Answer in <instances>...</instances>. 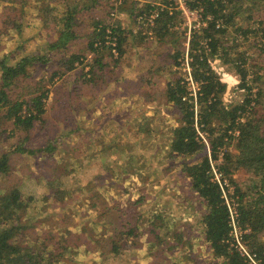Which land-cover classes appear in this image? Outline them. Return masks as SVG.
I'll use <instances>...</instances> for the list:
<instances>
[{"label": "trees", "instance_id": "16d2710c", "mask_svg": "<svg viewBox=\"0 0 264 264\" xmlns=\"http://www.w3.org/2000/svg\"><path fill=\"white\" fill-rule=\"evenodd\" d=\"M101 1L105 0H19L18 3L17 0H0V44L13 43L11 48L3 47V52L0 46V109L6 119L12 120L14 130L28 132L33 123L40 119L49 94L47 85L52 84L54 77L59 78L74 68L86 66L81 76H77V85L81 87V83L97 81L111 65L110 61L116 65L129 52L127 44L131 37L136 38L135 34L150 37L147 32L150 30L156 39L165 41L177 15L173 0H160L159 3L156 2L157 6L155 0H122V4L136 11L134 20L137 23L139 16L147 20L151 13L156 14L152 24L145 20L148 26L139 24L140 28L133 34L131 23L125 27L117 21L110 26L96 15L85 17ZM239 1L242 0H185L190 8L201 12L205 22L200 28L202 34L194 33L191 36V47L187 53L197 91L193 96L191 90L186 89L185 83H181L180 77L168 78L171 67L182 64L185 59L173 47L174 52L165 56L168 65H158L155 71L157 75L166 77L164 97L168 104L178 109L180 121L168 127L166 140L159 144V149L164 150L166 159L171 158L176 162L180 178L191 194L186 200L192 205L196 204L193 227L199 232L212 259H220L222 264H249V259L242 256L235 247V239L230 234L229 208L223 190L214 178V167L222 179L226 178L234 185L233 191L228 195L235 201L236 223L241 230V241L250 250L255 262L264 264V104L258 109L259 101L264 99V84H255L264 79V65L262 74L258 75L256 70L253 78L248 80L245 51L237 46H227L218 38L219 34L226 33L228 27H231L235 32L233 42L260 37L259 50L264 52V0H243L249 7L243 13L238 11ZM1 2L5 4L1 5ZM245 13L247 16L244 20L247 23L244 26L237 24L236 19ZM130 15L131 13L128 17ZM85 20L90 23L89 28L85 27ZM109 28L110 32H107ZM27 29L35 32L25 37ZM173 31L175 35L176 30ZM41 36L47 38L46 46L40 48L43 43L37 40L30 49L28 45L31 39ZM172 39L170 41L176 45V41ZM75 40L85 41V48L68 49L69 43ZM208 47L209 53L205 54ZM54 50L59 51V67L46 76L49 71L47 65L51 63V56L48 54ZM86 50L89 56L85 57ZM209 56L233 67L239 77L244 93L237 103L228 108L220 97L224 86L213 70L207 67ZM88 57L91 60H85ZM39 70L42 75L35 77ZM164 71H167L166 75L163 74ZM250 81L255 84L254 92L252 84H248ZM18 88L20 91L14 95ZM80 129H83L82 124L77 125L74 131L78 132ZM91 131L98 133L97 129ZM1 134L0 131V137ZM17 139L11 151L21 154L51 153L56 142L48 139L44 147L31 149L25 143L26 134H20ZM112 143L110 148H119V142L113 140ZM232 143L238 150L235 156L226 149ZM107 148L102 147V151L98 153L103 162L108 158L101 154H105ZM207 148L210 150L209 156L203 155L188 161ZM90 149L89 147L83 154L93 158ZM10 154L3 152L0 155V175L10 172ZM121 154L122 157L128 155L129 162L125 165L130 166L131 152L123 150ZM56 161L59 162L60 159ZM60 163L66 164L63 159ZM105 163V166L109 164ZM121 167L124 170V166ZM110 168L113 170L107 173L111 174L113 171L112 174H115L114 166ZM238 168L251 170L259 177V183L240 190L232 178ZM58 169L53 165L52 177L48 180L43 177V181L46 189L51 192L49 196L61 202L67 199V190L59 180L61 172ZM228 186H224L225 189ZM33 196L26 195L16 184L0 191V264H66L67 261L73 264L77 263L79 257L88 254L97 255L99 263L109 258L113 260L114 256L127 249H131V255H135V263L139 262L140 256L147 264H150L149 258L159 261V264H196L192 257L194 248L191 246L197 240L194 231L185 232L183 225L175 226V219L181 216L174 215L171 211L166 212L165 208L146 217L136 213L135 205L142 202V197L134 202L128 201L124 208L122 206L119 211L116 210L121 219L112 236L107 234L111 222L106 221L103 214H99L88 224L81 220L79 228L74 230L70 227L62 228L58 223H49L39 228L33 224L29 240L19 242L15 238L17 234L29 228L23 225L21 215L34 201ZM162 230L164 232L161 235L159 232ZM186 234L190 237L183 241ZM102 241L109 244L108 252L94 246ZM182 245L185 250L184 254L178 255L181 258L171 256V262L163 260V256L167 255L166 250H176Z\"/></svg>", "mask_w": 264, "mask_h": 264}, {"label": "rangeland", "instance_id": "374dc122", "mask_svg": "<svg viewBox=\"0 0 264 264\" xmlns=\"http://www.w3.org/2000/svg\"><path fill=\"white\" fill-rule=\"evenodd\" d=\"M18 2L19 0H17ZM155 2L159 3L160 0H155ZM172 2L177 15L173 19L172 29L165 37V41L156 39L151 32L150 37L139 35L135 39L136 41L133 42L132 48L131 41L128 42L129 52L123 56L124 59L119 60L116 65H113V61H110L111 65L108 66L107 71L100 79L90 84L91 89L89 87L83 90V87L77 85V76L80 74L66 72L59 78L58 76L54 77L52 84L47 85L49 94L47 101L44 102V112L40 119L33 123L28 132L14 130L12 120L6 119L0 109V131L2 132L0 155L3 152L11 153L10 172L0 175V191L11 184H16L23 189L26 195H34L32 199L34 201L30 203L27 211L21 215L23 225L29 228L17 234L15 238L19 242L29 240L33 224L39 228V226L44 227L49 223H58L62 228L70 227L74 230L79 228L81 220L88 224L99 214H103L102 217L111 222L107 234L112 236L115 230L118 229V223L121 219L117 216L116 210L119 211L122 206L124 208L128 201L134 202L142 197L144 198L142 202L135 205L137 208L136 213L146 217L165 208L164 211H171L174 215L181 216L175 219V226L180 227V225H183L185 232L194 231L197 240L191 246L192 249L194 248L192 257L196 264H222L220 259H212L209 249L205 247L203 239L200 238L199 232L193 227L196 204L192 205L190 201L186 200L191 194L186 183L180 178L179 169L175 167L176 162L171 158L166 159L164 150L159 149V144L166 140L165 135L168 127L180 121V113L176 107L166 102L165 91L159 94L160 91L157 88L163 86L166 77L156 78L155 68L162 64L168 65L165 62V56L168 57V54L174 50L173 47L178 49L185 59L182 64L171 67L168 78L176 79L180 77L182 79L181 83L184 82L186 89L191 90L190 93L194 96L197 91V84L193 80L194 76L189 66L194 82L191 83L185 62L186 57L189 58L187 53L191 47L189 42L191 36L194 33L202 34L200 28L205 24L202 23L204 21L199 11H192L193 8L185 3L190 12H184L178 2L174 0ZM118 3L120 4L117 7ZM2 4L5 3L1 2ZM120 6H126L122 4V0L101 1L85 17L91 14L104 20L111 9L117 10ZM237 6L238 11L241 13L249 9L243 0L239 1ZM121 13L123 12L118 9V16H121ZM246 16V13L239 16L235 22L244 26L247 23L244 20ZM132 20L134 32L140 28L139 24H146L144 19H141L139 24L134 19ZM130 23L129 17H127L124 26L127 27ZM85 27H90L87 20H85ZM173 30H176L175 35ZM33 32L35 30L27 29V34L24 36H31ZM147 32L150 31L147 30ZM234 35L235 32L232 31L231 27H228L227 32L219 34L218 38L221 43H225L227 46H237L238 49L245 51L246 66L248 68L247 78L251 80L256 70H258V75L263 73L264 52L259 50L261 39L260 37H252L247 41L238 40L233 42ZM46 39L44 36L31 39L28 46L32 49V46L38 40L39 43H43L40 47L43 49L47 43H45ZM171 39L176 41V45L170 41ZM84 42L82 40L72 41L69 43L68 49L82 50L86 46ZM0 46H2L3 52V47L7 46L8 48L9 46L11 48L13 43L2 42ZM209 50V47L206 48L205 54H208ZM84 53L85 57L86 55L89 56L87 50ZM58 55V50L49 52L48 56H51V63L47 65L49 71H47L46 76L59 67L57 65ZM85 60H91V57ZM169 61L171 62L170 59ZM207 64V67L213 70L215 76L224 86V90L220 95L223 104L227 108L230 107L244 93L240 87L238 75L234 72L233 67L223 64L217 58L209 56ZM77 68L79 71L83 69L82 72L86 70V66ZM166 73L167 71H164L163 74L166 75ZM41 75L42 71L39 70L35 77ZM263 80L256 81L255 84H264ZM248 84L255 86L252 81ZM102 88H114L113 98L104 94ZM254 90L255 87L253 92ZM19 91L20 88L16 89L13 94L15 95ZM85 91L88 92V97ZM119 92L120 94H118ZM87 98L89 102H94L95 106L94 109L91 107L88 113H84V116H88L92 111L95 112L93 118L90 119L82 118L83 115L79 113L78 108V104H80L78 102H85ZM193 101L195 102V99ZM263 101L264 99L259 101L258 109L263 106ZM80 120L84 121L82 124L83 129L78 132L74 131L77 125H81ZM93 129H97L98 133L94 134L91 131ZM20 134H26L25 143L31 149L44 147L48 139L55 140L54 150L51 153H14L11 150ZM113 140L119 142L117 143L119 145L118 149L114 146L110 148ZM104 146L108 148L105 154H101V156L108 158L105 160V162H109L107 166L98 156ZM89 147L93 158H88L86 154H83ZM108 149L110 151H107ZM226 149L233 156L238 153L233 143ZM123 150L131 152L132 162L128 167L125 163L129 162V157L127 154L122 157L121 151ZM209 152L210 150L207 148L203 153L191 157L188 161H193L198 157L201 158L203 155L209 156ZM220 154L219 159H221ZM50 156H56L57 158H51ZM58 159H60L59 162L56 161ZM61 159L66 162L65 165L60 163ZM67 164L69 168H67ZM53 165L57 169L59 168L58 170L61 172L59 180L63 182L67 190V199L61 202L49 196L51 192L46 189L43 181V177H46V180L52 177L53 171L51 169ZM111 166H114L115 174H112L113 171L111 174L107 173L113 170L110 168ZM121 166H124V170ZM232 178L234 184L240 190H246L247 187L259 183V177L246 168L235 170ZM228 185L230 190L233 191L234 185L229 181ZM176 196H179V198H175ZM87 227L89 228V226ZM163 232L162 230L159 234L162 235ZM189 237L186 234L183 241L189 239ZM94 246L107 252L109 250V244L105 241H102L98 246ZM90 248L94 249L93 246H90ZM177 249L166 250L167 255L163 256V260L171 262V256L184 254V245ZM134 256L131 255V249H127L118 256H112L113 260L109 258L98 263L97 255L88 254L79 257L77 263L73 264H147L146 260L140 256H138L139 262L135 263ZM178 258H181V256H178ZM69 263V261L66 262V264ZM149 263L159 264V261L149 258Z\"/></svg>", "mask_w": 264, "mask_h": 264}, {"label": "built area", "instance_id": "2783aa9c", "mask_svg": "<svg viewBox=\"0 0 264 264\" xmlns=\"http://www.w3.org/2000/svg\"><path fill=\"white\" fill-rule=\"evenodd\" d=\"M175 2H178L181 9L185 12V11H189V8L186 7L185 5V0H174ZM120 3H118L116 6L118 7ZM185 5V6H184ZM119 8H117V10H114L111 9L109 11V14H107V17L104 18V23L107 25L109 24L110 26H113L114 24H116V22L118 21V14H117V11H118ZM192 11H195V12H198L199 10L198 9H195L193 8ZM190 12V11H189ZM200 12V11H199ZM201 14V12H200ZM155 13H151L149 15V17L147 18H144V20H146L149 24H152L153 23V18L155 17ZM141 16H139L138 18V22L141 23ZM138 23V24H139ZM203 24L205 22H202ZM111 28V27H110ZM110 28L107 32H110ZM150 31V30H149ZM148 34L151 36V31L148 32ZM116 54V53H115ZM185 66L187 67V71L189 73V77H190V80H191V83L193 82L192 80V76H191V72H190V69H189V62H188V58L186 57V62H185ZM86 69V68H85ZM194 83V82H193ZM212 171H213V174H214V178L217 180V182L220 184L221 186V189L223 190V196L224 198L226 199L227 201V204H228V208H229V217H230V226H231V231H230V234L231 236L233 237V239H235V247L237 248V250L239 251V253L246 257L247 259H249V264H257L255 262V260L253 259V255L252 253L250 252V250L242 243L241 239H240V234H241V230L239 229V227L237 226V223H236V217H237V213H236V208H235V201L234 199L230 198L228 193L231 194V190H230V187L228 186V181L226 178H221V175L220 173H218L216 171V169L214 167H212ZM224 186H228V189H225Z\"/></svg>", "mask_w": 264, "mask_h": 264}, {"label": "crops", "instance_id": "0c3cea01", "mask_svg": "<svg viewBox=\"0 0 264 264\" xmlns=\"http://www.w3.org/2000/svg\"><path fill=\"white\" fill-rule=\"evenodd\" d=\"M155 5L157 6V3L155 2ZM121 7V8H120ZM119 7V10H121V12H123V13H121V16H118L119 17V21H120V23L122 24V25H124V23H125V21H126V18L128 17V14L129 13H131V15L129 16V20H130V22H131V32H133V34L135 33L134 32V28H133V20L132 19H134V15H135V13H136V11L135 10H133L132 8H131V10L128 8V7H126V6H120ZM128 12V13H127ZM135 21V20H134ZM132 36V35H131ZM135 37L136 38H132L131 37V48H132V45H133V42L134 41H136L135 39H137V37H138V35H136L135 34ZM122 59H124L123 57L120 59V60H122ZM78 68H74L72 71H70V73H73V74H80V76H81V74H82V71H83V69L81 70V71H79V70H77ZM107 71V70H106ZM160 77H162V76H159V75H157L156 76V78H160ZM164 78V77H163ZM96 81V80H95ZM165 83H166V80L163 82V86H159L158 88H157V90H159L160 91V93L159 94H161V92L162 91H165V89H166V86H165ZM90 84L91 83H81L80 85H81V87H83V90H84V88H89L90 87ZM103 86V85H102ZM101 86V87H102ZM100 87V88H101ZM89 89H91V87L89 88ZM114 88H102V92L104 93V94H107V96L108 97H110V98H113V95H114V90H113ZM120 89H122V88H120ZM157 90H153V91H157ZM112 91V92H111ZM122 91H124V90H122ZM85 92H87V91H85ZM111 92V93H110ZM123 93H125V92H123ZM118 94H120V92L118 93ZM121 95H122V93H121ZM102 96H103V94H102ZM87 97H88V92H87ZM84 98H86V97H84ZM51 103V102H50ZM78 103H80V104H78L79 105V113H81V115H83V117L82 118H86V119H90V118H93V115H95V112H93L92 111V113L91 114H89L88 116H84V113H88L90 110V108L91 107H93V109L95 108V106H94V102H89V99L87 98V100H85V102H78ZM50 107V106H49ZM46 109V108H45ZM97 114V113H96ZM98 116V115H97ZM80 122H81V124H83L84 123V121H82V120H80Z\"/></svg>", "mask_w": 264, "mask_h": 264}]
</instances>
